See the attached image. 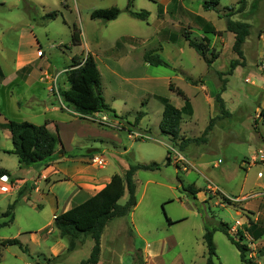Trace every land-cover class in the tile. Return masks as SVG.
Instances as JSON below:
<instances>
[{
  "label": "rangeland",
  "instance_id": "1",
  "mask_svg": "<svg viewBox=\"0 0 264 264\" xmlns=\"http://www.w3.org/2000/svg\"><path fill=\"white\" fill-rule=\"evenodd\" d=\"M208 1L132 0L133 11L150 13L147 21L137 20L124 11L117 20L104 23L91 19V14L113 6L124 10L128 0H0V70L6 77L5 82H0V168L16 176L8 178V190L0 193V224L10 219L4 214L18 200L12 212L13 223L0 227V264H80L89 258L94 245L92 238L87 237L78 243L77 249L68 250L69 239L62 238L54 227L53 211L57 205L52 197L55 195L62 201L69 184H54L53 192L51 181L63 178L41 180L39 171L47 168L46 161L36 154L35 164L30 169L22 167L24 173L21 172L18 157L7 153L13 144L8 128L3 125L9 121L42 126L47 121L74 120L69 134H64L66 144H79L76 147L84 151L92 147L104 151L91 156L85 164L108 173L124 175L131 164L161 165L156 171L136 173L138 205L125 217L130 223L120 235V242L104 239L105 261L144 264L142 249L146 240L160 253L155 264H207L206 229L213 230L226 223L232 229V236L239 239L234 227L245 234L251 219L264 225V119L257 117L256 110L264 105V89L258 96L249 92L252 84L264 88V0H248L246 11L233 17L235 21L248 23L251 35L244 45L246 65L237 67L233 75L226 77L229 83L222 97L231 117L216 121L207 142L191 144L184 152L179 148L180 141H171L159 128L164 107L158 97L170 99L179 109L185 105V100L170 90V84L185 93L194 109L193 117L187 111L184 113L182 137H201L210 121L220 114L210 80L220 90L217 72H228L237 56L232 50V35L229 40V35L226 37L222 32V36L206 32L210 28L226 31L225 9L237 10L239 5L238 0H221L216 11H206L203 5ZM55 11L59 12L56 19L45 18ZM159 14H163L162 18ZM191 21L195 25L192 30L187 26ZM74 25L82 32L83 44L99 61L108 54L117 56L129 51L128 61L111 67V72L123 70L122 79L106 72L98 61L103 96L117 112V117L111 113L93 117L96 121L108 122L106 128L90 119L82 120L62 98V91L70 87L68 72L73 57L91 54L86 47L79 49L72 45ZM164 29L169 32L167 37L174 39L163 46L167 57L177 58L175 67L159 52L161 40L166 36L162 33ZM185 31L199 42L204 37L210 40L208 57L213 52L219 57L211 68L187 45ZM179 48H182L181 54ZM152 50L171 66H148L144 54ZM19 54L25 56V63L32 70L29 82H26L29 71L16 74ZM148 72L153 77L156 72L159 76L178 77L165 83L148 80L145 78ZM202 85L207 88L203 90ZM54 107L60 111L54 112ZM50 128L53 134L59 135L56 123ZM25 141L30 151L31 139ZM58 142H61L59 138ZM59 146L61 143L50 166L59 160L58 152L63 151ZM168 150L171 165H166ZM205 155L210 157L209 162L200 164ZM97 156L104 161L102 165L93 162ZM18 177L27 180L20 183ZM191 186L204 192L201 199L199 194L193 198L187 190ZM219 194L226 196L230 203L224 202ZM127 200L126 194L120 204ZM63 206L60 203L57 213L63 211ZM166 217L175 224L170 225ZM134 225L143 239L135 236ZM8 239H19L28 247V254L18 246L3 247L2 242ZM244 242L251 248L247 258L264 264V255L258 253L264 250V237L258 242L249 237ZM214 243L219 258V261L215 258L216 264H243L240 252L222 232L214 233ZM55 251L61 253L53 256Z\"/></svg>",
  "mask_w": 264,
  "mask_h": 264
},
{
  "label": "trees",
  "instance_id": "2",
  "mask_svg": "<svg viewBox=\"0 0 264 264\" xmlns=\"http://www.w3.org/2000/svg\"><path fill=\"white\" fill-rule=\"evenodd\" d=\"M220 3L221 0H209L208 2H205L203 8L206 11H216L220 6ZM247 3L248 0H238L239 7L237 10L234 8L225 9L226 12L224 13V18L226 19V32L234 36L232 50L237 58L231 62L230 70L228 72H217V76L221 81V88L216 95L215 102L220 109V114L210 121L203 135L199 138H184L181 136L185 111L188 112L189 116L193 115L192 105L181 89H177L174 84H170V90L176 92L178 96H181L185 100V105L182 109L174 106L170 99L158 97L164 107L159 125L161 133L169 137L171 141H180L179 148L182 152H184L191 144L207 142V137L213 130L216 121H222L231 117V113L227 110L222 95L226 91L228 84V78L226 77L233 75L237 67L246 65L244 45L251 35V26L246 22L235 21L233 20V17L237 14L244 13L247 9ZM132 7V0H128L127 7L124 10L116 6L107 9H98L91 14V19L109 23L117 20L122 12L125 11L137 20H148L150 17L149 12H136L132 10ZM58 14L59 12L57 11L51 12L47 14L45 18L48 20H54L58 17ZM210 29V32L206 33L214 36L221 35V32H217L214 28ZM184 38L189 46L193 48L205 60L208 67L211 68L219 57L214 54L213 51L211 57H208V54L211 52L209 46L210 40L207 37H204L199 42L198 40L192 39L187 31L184 32ZM72 45L76 47L82 45V32L77 25L73 26ZM144 62L153 67L171 66L157 51L154 50L148 51L144 54ZM29 67L30 66L24 68L25 71H28ZM1 76H3V74L0 70V77ZM68 83L70 87L69 89L62 91V98L68 105L73 107L77 113H79L82 120L93 119L96 114L103 113H111L117 117L116 111L111 108L103 96L102 75L97 61L92 54H87L83 57L75 55L73 57L72 64L69 66ZM261 116L264 117V110L261 111ZM90 121L97 122L95 119ZM98 123L101 126H108V123L103 121H99ZM48 125L49 123L46 122L42 126H36L27 121H9L7 124L3 125L8 128L13 144V149L9 150L7 153L18 157L20 167L25 166L30 168L35 164L34 157H31L32 153L46 161L47 168L51 165L58 146V137L51 132ZM1 127L2 125L0 124V129ZM26 138L31 139L32 148L30 151L26 148ZM171 164V151L168 150L166 165ZM160 168L161 165L157 163L131 164L124 175L115 174L111 178V181L96 195L55 217L54 227L62 238L69 239L68 250L70 252L77 249L78 243L82 242V239L87 237L92 238L94 245L91 254L88 259L82 261L80 264H98L102 254V237L107 226L114 219L129 216L137 207L138 187L135 180L136 173L139 170L156 171ZM4 177L13 179V174L9 170L0 168V180ZM187 190L190 191L193 198L196 199V195L199 194V191L194 189L193 186L189 187ZM126 194L128 195L127 202L125 204H120L121 199ZM21 195L22 193H20V196ZM219 195L224 202L230 203L226 196L222 194ZM17 203L18 200L9 205L4 217H10V219L0 224V227L13 223L15 216L12 215V212L15 210ZM166 220L170 225L175 224L167 217ZM254 227H256V225L251 224L250 227L246 229L253 235ZM217 231L222 232L238 249L243 264H258L253 258H247V254L251 252V249L250 246L244 242L247 241L244 232L239 230L237 233L239 239H236L231 234V227L226 223H221L219 227L214 228L213 230L206 229L204 242L208 253L207 264H216L215 258L219 261V258H217L216 245L214 243V233ZM260 237L262 236H258L257 239ZM1 245L3 247L18 246L24 253L28 254L29 252L28 247L24 246L19 239H8L3 241ZM259 254L264 255V250H260Z\"/></svg>",
  "mask_w": 264,
  "mask_h": 264
},
{
  "label": "crops",
  "instance_id": "3",
  "mask_svg": "<svg viewBox=\"0 0 264 264\" xmlns=\"http://www.w3.org/2000/svg\"><path fill=\"white\" fill-rule=\"evenodd\" d=\"M158 16H159V18H162L163 14L162 15L159 14ZM187 26L189 28H191V30H192V28L195 27V25L192 26V21H191V25H187ZM219 32H222L223 33L222 35H225L226 37L229 35V40H230V37H231L230 35H232V34L227 33L226 31H219ZM162 33L165 34L166 36L164 39H162V36H161V39H162L161 40V49L159 52L161 54H163L162 56H164L167 60L170 61L169 63L172 66L174 65V67H175V61L177 60V58L170 59V57H167V55L165 54V50H164L165 48L163 46V44L168 45V43H172L174 39H170V37H167V36H169V32L167 30L164 29V32H162ZM232 37H233L232 41L234 42V36L232 35ZM130 39H132L133 41L136 40L135 37H131ZM186 43L189 46L187 41H186ZM228 43H229V41H228ZM85 47L91 53V51L87 48L86 45L83 44V42H82L81 46H78L79 49H84ZM111 50H112V48H111ZM179 52H180L179 54H181L182 48H179ZM91 54L95 57L97 64H98L99 58L97 57V55L95 56L93 53H91ZM128 54H129V51H127V53H125L123 55H117V56H113V55L108 54V55H106V58L104 60L101 59V61H99V62H102L106 72H111L112 66H115V65L121 66V64L125 60L128 61V57H127ZM25 62H26L25 56H23L22 54H19L18 59H17V64H16V70H17L16 74L23 73L25 71L24 68H27L28 66H30L29 64L26 65ZM147 65L150 66L149 64H147ZM120 70L121 69L118 68L117 70H113V72H111V73L114 76H116L117 78L122 79L123 76L121 75V73L123 72V70H122V72ZM28 71H29L30 75L27 77L26 82H29L32 80V70L31 71L28 70ZM131 71L132 70H130L128 74L131 75V73H130ZM136 73H137V71H136ZM158 74L160 75V73L156 72V76L153 77L151 75V73L148 72L145 74V78H148V80H154V81H156V80L161 81L162 80V81H165V83H170L171 79L178 77L176 75H166V74L159 76ZM101 75H102V73H101ZM0 78H1L0 79L1 83L5 82V79H6L5 74H3V76H1ZM145 78L143 77V80H145ZM210 81H212V83L214 85L213 88H215L214 89V95H213L215 97L219 90H218L216 83L213 80H210ZM227 86H228V84H227ZM251 87H252V89H250L249 92L251 93V95H254V96H256V95L258 96L260 94V91L262 89H264L263 87H258L255 84H252ZM206 88H207L206 85H202L203 90H205ZM226 90H227V88H226ZM214 97H213V101H214ZM180 109H182V108H180ZM52 110H54V112L60 111L57 107H54ZM192 110H193V115H194L193 107H192ZM256 110L258 111L257 117L261 116V111L264 110V105H262V106L260 105L259 107H257ZM193 115L191 117H193ZM262 119H264V117ZM73 121L72 120L69 121V120H66L64 118L60 121H47L49 123L48 128L50 130H51L50 126L54 127V123H56V125L58 127V131H59V135L57 133L56 134H57V137L59 138V140L61 141L58 143H59V145L61 143V146H59V147H61L63 149V151L58 152L59 160L55 165L49 166L50 167L49 169L46 168L42 172L39 171V174H41L40 179L43 181H47L49 178L52 179L53 177H57V176L63 178V179H60V180L55 181V182L51 181L52 187L50 186V189L53 192H54V184L58 185V184H61L64 182H67L69 184L68 189H66L67 194L65 195L64 199H62V201H61V199L59 200V198L57 196L52 194L53 195V197H52L53 203L55 205H57V209H54V211H53V212H55L53 214V220L55 219V217L57 215L68 211L69 209H71L75 205L80 204V203L86 201L87 199H89L90 197L96 195L99 191H101L111 181V178L116 174V173H108L105 171V169H97L93 166H89V165L85 164V162L91 156L96 155V154H103L102 152H104V151L98 150L97 148H94V147H92L91 149L86 148V151H84V149L76 147V145H79V144H76L75 146H73V144H70V145L66 144L64 134L65 135L69 134V130L71 129V127L73 125ZM100 127H104V126H100ZM104 128H106V127H104ZM10 139H11V136H10ZM0 144H1V140H0ZM75 148L78 150V152H79L78 154L74 153L75 151H77ZM59 151H61V150H59ZM84 153H87V154L85 155ZM31 156L34 157V153H32ZM209 159H210V157L208 155H205L201 159L200 164L201 163H208ZM20 170L22 173H24V169L22 167H20ZM99 171H102V172H99ZM126 171H127V169H126ZM13 177H16L15 174H13ZM7 180L1 179L0 185L7 188L6 187L7 182H8ZM26 180H27L26 177H18L17 178V182H20V183H23ZM209 182H211V181H209ZM214 188H217V187L214 186ZM202 194H204V192L199 191V198L200 199H201ZM60 203H64L63 211L61 213H57V210H58V207L60 206ZM237 213L240 214L239 212H237ZM248 220H250V219H248ZM250 221H251L250 224L246 228H249L251 224L256 225L257 228L256 227H254L255 229L253 228V235L251 233H249L247 231V229H245V231H246L245 238L247 240V238L250 237L254 240V242H258V241L262 240V237H264V225L263 224L260 225L258 221H255L252 219ZM129 223L130 222L128 220H126V218H120L118 220L112 221L107 226V228L103 234V237H102V254H101V258H100V261L98 264H115L112 261L103 260V251H104V243L103 242H104V239L106 237H108V238H113V240L117 239V242H120V239H119L120 235L124 234L123 233L124 228H127V225ZM132 223H134V222L132 221ZM134 233H135V236L137 238L143 239L144 236L142 235V233L138 227L135 228V225H134ZM258 236H262V237L257 239ZM145 242H146V245L142 249L144 252V255H145L144 264H155V259L159 256L160 253L156 249L154 244H150L146 240H145ZM60 253H61L60 251H55V254L53 256H55V255L57 256Z\"/></svg>",
  "mask_w": 264,
  "mask_h": 264
},
{
  "label": "built area",
  "instance_id": "4",
  "mask_svg": "<svg viewBox=\"0 0 264 264\" xmlns=\"http://www.w3.org/2000/svg\"><path fill=\"white\" fill-rule=\"evenodd\" d=\"M90 120H93V119L90 118ZM95 121H96V120H95ZM99 121L106 122L105 120H99ZM99 121H97V122H99ZM106 123H108V122H106ZM93 162H94V163H97V164H99V165H102V164L104 163V161L101 160V159L99 158V156L95 157V158L93 159ZM7 179H8V177H4V178H2V180H7ZM7 190H8L7 188H5V187H3L2 185H0V193H2V192H6ZM227 199H228V198H227ZM237 224L240 225L239 222H237ZM231 230H232V229H231ZM233 231H235V232L238 233L239 230H237V227H234V228H233Z\"/></svg>",
  "mask_w": 264,
  "mask_h": 264
}]
</instances>
